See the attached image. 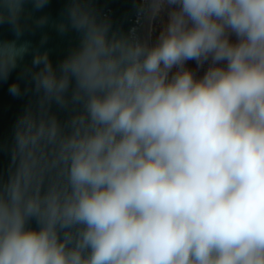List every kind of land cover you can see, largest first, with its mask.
<instances>
[{"label":"clouds","instance_id":"obj_1","mask_svg":"<svg viewBox=\"0 0 264 264\" xmlns=\"http://www.w3.org/2000/svg\"><path fill=\"white\" fill-rule=\"evenodd\" d=\"M25 2L0 0L17 38L0 41V81L30 51ZM140 10L167 14L153 43L69 0L58 29L79 45L56 67L34 53L38 104L16 121L0 183V264H264V0ZM189 61L208 65L201 77Z\"/></svg>","mask_w":264,"mask_h":264},{"label":"water","instance_id":"obj_2","mask_svg":"<svg viewBox=\"0 0 264 264\" xmlns=\"http://www.w3.org/2000/svg\"><path fill=\"white\" fill-rule=\"evenodd\" d=\"M69 0H49V3L41 10H36L31 0L24 4L22 23L24 32L17 40L18 44L28 42L30 51L24 58L18 61L17 67L10 73L6 81H0V183L6 182L11 171H15L12 161V148L14 145V127L17 119L26 109L31 107L35 110L38 104V95L33 91L31 80L32 59L36 51H47L54 67L70 54L79 45L80 34L73 29L61 33L58 25L66 22V10ZM142 0H90V7L98 19H107L111 23V31L127 35L135 29L136 35L142 41L152 43V22H149L147 13L140 10ZM47 17V23L38 26L36 21ZM11 27L0 24V41L16 40ZM43 41V43H42ZM17 82L22 94L13 96L9 92V86ZM51 112L63 122L68 119L70 111L60 108L55 102L51 105ZM53 172L46 177L45 183L55 180ZM39 224L33 218L28 227L38 229Z\"/></svg>","mask_w":264,"mask_h":264},{"label":"rangeland","instance_id":"obj_3","mask_svg":"<svg viewBox=\"0 0 264 264\" xmlns=\"http://www.w3.org/2000/svg\"><path fill=\"white\" fill-rule=\"evenodd\" d=\"M166 20H167V14L165 12L160 17H158L155 21H153L152 33H151L152 34V38H151L152 43L155 41L156 36L159 34V32L161 31L162 27L166 23ZM207 67H208V65L205 64L203 67H198L196 69H194V68L191 69L189 67H187V68L192 70L197 77H201L204 74V72L206 71Z\"/></svg>","mask_w":264,"mask_h":264},{"label":"trees","instance_id":"obj_4","mask_svg":"<svg viewBox=\"0 0 264 264\" xmlns=\"http://www.w3.org/2000/svg\"><path fill=\"white\" fill-rule=\"evenodd\" d=\"M232 39L235 40V37L233 36ZM186 66L189 67V68H191V69L198 68L195 61H189V62H187Z\"/></svg>","mask_w":264,"mask_h":264}]
</instances>
